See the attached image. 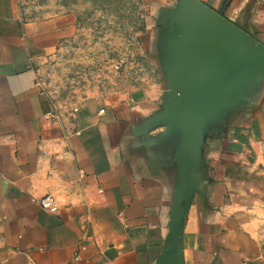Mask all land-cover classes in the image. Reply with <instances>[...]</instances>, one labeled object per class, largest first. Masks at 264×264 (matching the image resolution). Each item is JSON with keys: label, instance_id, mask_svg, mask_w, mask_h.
<instances>
[{"label": "crops", "instance_id": "obj_1", "mask_svg": "<svg viewBox=\"0 0 264 264\" xmlns=\"http://www.w3.org/2000/svg\"><path fill=\"white\" fill-rule=\"evenodd\" d=\"M183 1L140 0L150 82L61 111L40 69L72 37L73 5L0 0V264H158L189 190L166 95ZM196 1L264 47V0ZM193 175L176 264H264V62L199 117Z\"/></svg>", "mask_w": 264, "mask_h": 264}, {"label": "water", "instance_id": "obj_2", "mask_svg": "<svg viewBox=\"0 0 264 264\" xmlns=\"http://www.w3.org/2000/svg\"><path fill=\"white\" fill-rule=\"evenodd\" d=\"M174 22L177 26L172 32L178 48L169 61L172 78L166 95L171 108L180 109L177 165L189 173V190L173 222L169 246L158 264L178 261L181 221L195 188L193 158L199 117L209 112L227 83L245 67L264 62V47L224 19L221 11H214L196 0H184Z\"/></svg>", "mask_w": 264, "mask_h": 264}, {"label": "rangeland", "instance_id": "obj_3", "mask_svg": "<svg viewBox=\"0 0 264 264\" xmlns=\"http://www.w3.org/2000/svg\"><path fill=\"white\" fill-rule=\"evenodd\" d=\"M72 37L44 63L40 83L59 110L100 97L131 94L153 79L143 52L140 0H69Z\"/></svg>", "mask_w": 264, "mask_h": 264}, {"label": "built area", "instance_id": "obj_4", "mask_svg": "<svg viewBox=\"0 0 264 264\" xmlns=\"http://www.w3.org/2000/svg\"><path fill=\"white\" fill-rule=\"evenodd\" d=\"M52 203V198L50 196H45L41 199L38 200L39 205H46V204H51Z\"/></svg>", "mask_w": 264, "mask_h": 264}]
</instances>
